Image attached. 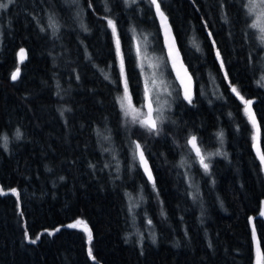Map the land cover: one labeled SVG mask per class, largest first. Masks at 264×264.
<instances>
[{"label":"trees","instance_id":"1","mask_svg":"<svg viewBox=\"0 0 264 264\" xmlns=\"http://www.w3.org/2000/svg\"><path fill=\"white\" fill-rule=\"evenodd\" d=\"M160 6L192 77V103L173 89L174 124L160 135L134 129L122 115L115 38L104 19L117 25L139 107L134 31L155 28L164 48L147 0H14L0 9V134L9 137L7 148L0 146V264H253L256 246L264 257V166L252 139L258 135L264 151V47L240 0ZM232 86L253 101L258 133ZM189 135L207 152L222 153L208 158L207 173L184 147ZM130 140L143 146L155 190L133 160ZM77 219L91 231L90 242L83 229L67 227Z\"/></svg>","mask_w":264,"mask_h":264},{"label":"snow or ice","instance_id":"2","mask_svg":"<svg viewBox=\"0 0 264 264\" xmlns=\"http://www.w3.org/2000/svg\"><path fill=\"white\" fill-rule=\"evenodd\" d=\"M14 0H0V9H7L9 4L13 3ZM65 2H68V0H65ZM147 2L155 7V11L157 16L160 18L161 21V28L163 30L164 36H165V45L167 48V57L166 60L169 61L172 65V68L176 70L177 79L180 82V85L183 89V95L184 99L187 100L189 103H192V89H191V83H192V77L188 75L187 69L183 68V65L181 64V68H183L184 75H181L180 70L177 69V58L179 56V52L175 47V39L170 37L171 28L167 24V17L161 10L160 6V0H147ZM242 7L246 9V16L249 17H255V19L252 21L251 24L248 25L249 28L257 29L259 32L258 40L261 45H264V0H240ZM71 3L78 4L79 0H71ZM105 5H107V0H104ZM124 3L128 5L129 3H137V0H124ZM89 7H91V4H89ZM105 12H108L107 6L105 7ZM77 16H79V13H77ZM225 20L227 19L224 17ZM106 20V24L108 28L111 29L112 35L115 38V54L119 62V77L114 83L122 84V92L120 95L117 96V102L119 103L122 115L124 117H127L129 119V122L134 125H139L140 128L145 129L149 134L152 135H160L162 131L161 125L164 123V116L162 113V107H156L154 106L156 103H159V101L153 100V93H159L161 91L167 93L168 95H171L172 93L169 91V88L165 86V82L163 80H157L156 73H153V76L151 80L146 79L144 81V89H143V103L136 107L132 102V93L130 92L129 88V77L127 76L126 69H125V57L122 54L121 51V42L119 35L117 33V25L114 22L113 19L108 18L107 16L104 17ZM48 27L53 29V34H55L56 31H58V25L56 20L54 19V16L49 15L48 17ZM80 27L84 31H88V28L81 23ZM44 28H41V31H44ZM211 35V33H209ZM135 39V37H134ZM145 39H147L145 37ZM140 45H136V54L137 57H140ZM217 59L221 61V68H223V61L220 57V52L217 50L216 52ZM18 57L20 61H23L25 59V50L21 48L18 53ZM109 67L111 68L112 65L110 64ZM149 68H160V65L158 64H149ZM19 67H17L16 71L12 72L11 79L15 81L19 76ZM101 72H103V69H100ZM105 79H109V74L104 73ZM78 78V77H77ZM227 79V75L225 76ZM261 81H264V76H261ZM260 83V81H258ZM261 86H264L262 84ZM231 91L243 102L244 105V112L247 114L249 121L251 122L254 129H256L257 133L259 132V125L255 119L254 113L251 111V104L253 101L247 100L244 98L243 95L239 92L236 86L231 87ZM166 103V102H165ZM63 114V113H61ZM98 135H101L99 130L97 132ZM22 136V133L19 129L15 132V138L20 139ZM217 137L220 139L221 143L223 142V132L217 133ZM8 135L6 134H0V146L7 148L8 144ZM102 139L105 141L110 140V136L104 135L102 136ZM252 139L254 141L253 147L257 148V157L260 160V163L262 166H264V151H261L258 148V135H253ZM179 146V145H178ZM184 147H187L190 152L194 153L193 159L195 161H198L202 169L205 173L209 171L210 164L208 163V158L213 155H221L222 153L217 150L215 153L212 152H206L205 148L203 147V141L198 138L195 135H189L185 138V144ZM129 148L132 151V158L134 161H138L140 166L143 167L147 178L150 182H152L153 189L155 190V181L153 179L151 169L148 167L147 159L145 157V153L143 150V146L138 141H129ZM105 151H108V149H105ZM226 155V153H224ZM184 161L183 159L180 162V166H183ZM91 166V165H90ZM107 167V165H105ZM63 179V178H61ZM2 191V190H0ZM12 193H16V189H10ZM129 197V199H132V196L128 193H126ZM140 200H143V196H139ZM135 205L129 206V212L133 211V207ZM163 211L161 212V215H163ZM260 215L264 216V211L260 212ZM253 220V217H249V221L251 222ZM149 224H151V221H148ZM83 227V230L87 233V238L89 242L92 240V234L91 231L88 229L87 224L83 220L77 219L74 223L67 225L69 228H77V227ZM52 233H49L51 235ZM253 240H256V232L255 228H253ZM26 238L27 233H26ZM39 239V236L36 237V239L31 240L32 243H35L36 240ZM153 240H155V237L153 236ZM257 251L259 253V246H257ZM92 255L91 249H89V256ZM261 255L257 256L256 264H261L262 262ZM93 259H95L93 257Z\"/></svg>","mask_w":264,"mask_h":264},{"label":"rangeland","instance_id":"3","mask_svg":"<svg viewBox=\"0 0 264 264\" xmlns=\"http://www.w3.org/2000/svg\"><path fill=\"white\" fill-rule=\"evenodd\" d=\"M246 1V0H245ZM255 19V17H249L250 24ZM152 22V21H151ZM256 34L259 35V32L257 29H254ZM135 37V39H134ZM145 37L147 39H145ZM140 45V57H137L136 54V45ZM133 46L134 51L136 54L137 64L141 73L142 78V85L144 89V81L146 79L151 80L153 73H156L157 80H163L165 82V86L169 88V91L172 93L171 95H168L167 93L161 91L158 94L153 93V100L159 101V103H156L154 106L156 107H162V113L164 116V123L161 125L162 131L164 130L165 126L170 125L172 126L174 122L170 119L169 111L171 107H173V100L176 97V95L172 92L173 89H178L181 93L182 97L183 95V89L180 85V82L176 78L172 65L169 61L166 60L167 57V50L165 48H162L157 30L151 27L142 26V29L139 31H134L133 33ZM264 47V45H263ZM263 71H264V58H263ZM158 64L160 65V68H149V64ZM171 72V75L169 73ZM264 75V72H263ZM133 102V101H132ZM166 102V103H165ZM143 103V101H142ZM134 129H138L139 131H142V128L138 126H135ZM207 152V150H206ZM210 152V151H209ZM194 157V153H193ZM198 163V161H196ZM199 164V163H198ZM200 165V164H199ZM83 229V227H77ZM261 255L260 251L258 253L257 246L254 254V263L256 264L257 256ZM262 264V262H261Z\"/></svg>","mask_w":264,"mask_h":264},{"label":"water","instance_id":"4","mask_svg":"<svg viewBox=\"0 0 264 264\" xmlns=\"http://www.w3.org/2000/svg\"><path fill=\"white\" fill-rule=\"evenodd\" d=\"M155 13H156V11H155ZM163 13H164V12H163ZM156 16H157V14H156ZM165 16H166V15H165ZM157 19H158V22H159V25H160L161 36H162V43H163L164 48L167 50L166 45H165V36H164L163 30H162V28H161V21H160V18H159L158 16H157ZM167 24H168V26H170V23H169L168 19H167ZM170 28H171V26H170ZM170 37L175 39V36H174V34H173V32H172V29H171ZM175 47H176V49H177L178 52H179V56H178V58H177V69L180 70L181 75H184L183 68H186V69H187V67H186V65L184 64L183 60H182V56H181L180 50H179V48H178V45H177L176 39H175ZM18 53H19V52H18ZM18 59H19V57H18ZM19 61H20V60H19ZM181 64L183 65V68H181ZM173 71H174V74H175V76H176V78H177L176 70L173 69ZM187 73H188V75H190L188 69H187ZM190 76H191V75H190ZM178 81H179V80H178ZM191 88H192V83H191ZM252 113H253V112H252ZM135 141H137V140H135ZM138 142H139V141H138ZM139 143H140V142H139ZM143 150H144V149H143ZM144 153H145V152H144ZM145 157H146V154H145ZM146 159H147V157H146ZM138 163H139V162H138ZM147 164H148V167L151 169V173H152V176H153L152 168H151V166H150V163H149L148 159H147ZM139 166H140V164H139ZM140 169H141V171L143 172L145 178L148 180L147 175H146V173H145L143 167L140 166ZM153 179H154V176H153ZM148 181H149V180H148ZM149 182H150V181H149Z\"/></svg>","mask_w":264,"mask_h":264}]
</instances>
